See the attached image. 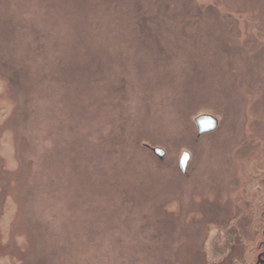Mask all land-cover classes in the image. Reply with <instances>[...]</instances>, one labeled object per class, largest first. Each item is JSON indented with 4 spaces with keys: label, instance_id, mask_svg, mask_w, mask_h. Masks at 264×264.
Returning a JSON list of instances; mask_svg holds the SVG:
<instances>
[{
    "label": "rangeland",
    "instance_id": "obj_1",
    "mask_svg": "<svg viewBox=\"0 0 264 264\" xmlns=\"http://www.w3.org/2000/svg\"><path fill=\"white\" fill-rule=\"evenodd\" d=\"M263 204L264 0H0V264H264Z\"/></svg>",
    "mask_w": 264,
    "mask_h": 264
},
{
    "label": "water",
    "instance_id": "obj_2",
    "mask_svg": "<svg viewBox=\"0 0 264 264\" xmlns=\"http://www.w3.org/2000/svg\"><path fill=\"white\" fill-rule=\"evenodd\" d=\"M194 122L197 127L198 136L213 132L218 126V119L211 114H200L194 118ZM151 150L158 158H162L165 154V151L160 147H153L151 148ZM189 158H190V154L185 150L182 151L178 161V169L181 173L186 172V167Z\"/></svg>",
    "mask_w": 264,
    "mask_h": 264
},
{
    "label": "trees",
    "instance_id": "obj_3",
    "mask_svg": "<svg viewBox=\"0 0 264 264\" xmlns=\"http://www.w3.org/2000/svg\"><path fill=\"white\" fill-rule=\"evenodd\" d=\"M263 205H264V204H263ZM261 210L264 211V208H263V209L261 208ZM262 226H263V227H260V228L258 229V232H257V235L260 236L259 238H261V240H260V245H261V246L264 245V242L262 241V238H264V234L261 233V232L264 233V224H262ZM226 235L228 236V239L225 238V239H227V240H226V242L223 244V249H224V250L221 249V248H220V250L216 249V253H217V252H219V254L224 253V251L226 250V248H228V247L230 246V243H231L232 240H233L232 235H231V233H229V232H228ZM215 241L217 242V239H215ZM215 241H214V242H215ZM221 250H222V251H221Z\"/></svg>",
    "mask_w": 264,
    "mask_h": 264
}]
</instances>
